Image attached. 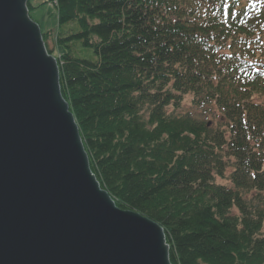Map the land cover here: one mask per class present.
Returning <instances> with one entry per match:
<instances>
[{"label":"trees","instance_id":"obj_1","mask_svg":"<svg viewBox=\"0 0 264 264\" xmlns=\"http://www.w3.org/2000/svg\"><path fill=\"white\" fill-rule=\"evenodd\" d=\"M47 1L62 95L117 207L163 228L172 264H264V0ZM185 96L223 121L169 113Z\"/></svg>","mask_w":264,"mask_h":264},{"label":"water","instance_id":"obj_2","mask_svg":"<svg viewBox=\"0 0 264 264\" xmlns=\"http://www.w3.org/2000/svg\"><path fill=\"white\" fill-rule=\"evenodd\" d=\"M30 0H0V264H172L91 170Z\"/></svg>","mask_w":264,"mask_h":264},{"label":"rangeland","instance_id":"obj_3","mask_svg":"<svg viewBox=\"0 0 264 264\" xmlns=\"http://www.w3.org/2000/svg\"><path fill=\"white\" fill-rule=\"evenodd\" d=\"M31 3L36 7L35 9H32L30 11V17L32 18V20L39 24L43 32H47L51 29L55 30L58 26L57 10L55 5L52 3H46V0H31ZM49 45V47L52 48L53 44L51 42L49 43ZM54 54L56 58L59 56V53L57 52H55ZM76 55L81 58H87L90 60H95L97 58L93 50L87 49H79ZM168 112L178 116L190 114L196 119L208 122L210 127L213 128L218 126L219 122L223 121L221 113L215 106L208 105L202 108L195 107L193 105L192 96H185L178 110L169 108ZM217 183L226 185L227 187H231V184L229 183L227 178H218Z\"/></svg>","mask_w":264,"mask_h":264}]
</instances>
